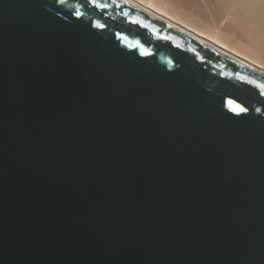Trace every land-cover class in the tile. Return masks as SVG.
Returning a JSON list of instances; mask_svg holds the SVG:
<instances>
[{
  "label": "water",
  "instance_id": "1",
  "mask_svg": "<svg viewBox=\"0 0 264 264\" xmlns=\"http://www.w3.org/2000/svg\"><path fill=\"white\" fill-rule=\"evenodd\" d=\"M0 264H264V75L132 0H0Z\"/></svg>",
  "mask_w": 264,
  "mask_h": 264
},
{
  "label": "bare ground",
  "instance_id": "2",
  "mask_svg": "<svg viewBox=\"0 0 264 264\" xmlns=\"http://www.w3.org/2000/svg\"><path fill=\"white\" fill-rule=\"evenodd\" d=\"M264 75V0H132Z\"/></svg>",
  "mask_w": 264,
  "mask_h": 264
}]
</instances>
